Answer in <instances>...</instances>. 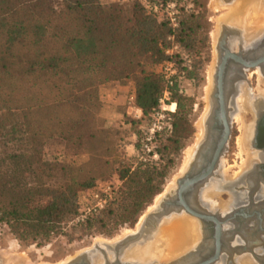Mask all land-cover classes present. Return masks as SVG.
I'll return each mask as SVG.
<instances>
[{
  "label": "trees",
  "instance_id": "trees-1",
  "mask_svg": "<svg viewBox=\"0 0 264 264\" xmlns=\"http://www.w3.org/2000/svg\"><path fill=\"white\" fill-rule=\"evenodd\" d=\"M146 1L158 11L140 0L110 6L102 0H0V224L18 241L39 244L63 235L80 215L84 192L108 175L96 159L84 172L46 155L53 141L75 155L84 146L114 152L116 137L99 116L106 84L128 86L145 117L159 108L166 90L178 110L160 139L159 163L138 161L135 168L128 163L117 170L119 191L76 230L111 237L120 227L135 226L163 192L193 134L183 118L187 105L180 79L197 78L204 25L198 0H183L191 13L182 10L177 27L164 10L182 0ZM173 45L179 49L169 57ZM168 60L177 69L172 85L146 69Z\"/></svg>",
  "mask_w": 264,
  "mask_h": 264
},
{
  "label": "rangeland",
  "instance_id": "rangeland-1",
  "mask_svg": "<svg viewBox=\"0 0 264 264\" xmlns=\"http://www.w3.org/2000/svg\"><path fill=\"white\" fill-rule=\"evenodd\" d=\"M128 1L130 2L132 0H102V4L105 6H110L114 3ZM184 1L190 2V0ZM184 1L182 0L179 4L183 6V11H187L186 14H190L191 9L188 8V4H186ZM198 1L201 5L200 16L203 18L202 22L204 25L203 35H201L200 39L203 38L204 40L201 42V47L199 49L200 53L195 57L197 58V60H201V64L198 65V74L195 80L180 79V85L186 97L187 105L185 109L186 115H184L183 118L188 122V130L190 131L193 129V134L187 141H184V148L177 155L178 157L176 160V165L174 169L171 170L170 176L166 181L163 192L156 196L150 205L145 207L143 214L141 215L135 226L120 227L111 237H107L101 234L84 236L78 230H76L77 223L84 222L89 216L98 215L103 210H105V208L109 204V201H111L114 195L119 191L123 183L119 180L117 170L121 169L122 166L128 163H133V167L135 168L138 161L150 164L159 163V147L161 144L160 141L162 139H165L167 137V134L172 129L171 123L173 122V117L170 116V121L160 120V123L165 130L159 133L151 143L148 142L147 137L149 129L151 125L158 119L157 114L162 113V109L160 108V106L156 111L145 117L142 110L141 112L137 111V109H135L136 105L130 102L129 92L125 94L124 98H120L118 101L114 102V104L108 103L103 87L106 85L108 86L111 83L106 84L101 87L102 90H100V99L103 103V107L100 110L99 116L104 122L103 127L105 128V130L113 134L114 138L116 137L117 142L114 152L109 155L108 152H102L100 149L96 150L91 146V152H89L87 147L84 146L82 152L79 155H75L74 152L66 150L59 142L53 141L46 148V155L51 160L59 159L63 164H77L78 167L84 168V172H86L87 169L85 167L91 161L92 162L90 164L92 165L93 160L95 161L96 159L97 161L101 162V165H103L104 173L107 172L108 175L103 178H99L94 188L84 192L81 199V212L79 215V217H83L80 220H74L67 227H65L63 235L52 237L49 241L39 244L31 242L22 243L15 239V237L10 233L9 227L7 225L0 224V264H62L70 261L74 257H77L81 253L95 249L98 246L102 248L105 243L112 245L116 244L119 241L123 240L125 237L136 233V231L139 229L138 227L140 225L142 217L149 212L152 205L155 204L157 198L163 196L167 188L171 185L174 186L175 181L181 177L185 170L184 160L186 159V152L196 146L195 144L197 142V136L199 135L201 128L200 123L204 122V119L210 109L211 91L214 82L213 75L215 73V66L217 63L216 46L220 33L219 31H221L220 23L222 19L227 16L225 14L228 10L227 8H230V6L221 3L220 0ZM247 7L248 6H246L245 8L246 14L245 16L241 17L242 19L240 18V16L243 13L237 10L235 11V13L238 14V24L242 22L243 17H245V21L250 18L248 22L255 25V29L260 28V31L262 26L259 24H264V0H262V2L256 0V2L253 3L252 7ZM256 7L257 9H255ZM254 17L256 18V21L253 20ZM257 25L259 27H257ZM146 69L150 71L153 70L161 74V65L152 66L147 64ZM251 83L253 87L257 88L262 87L261 85L263 84L262 81H252ZM261 91L262 88H258V93H261ZM262 92H264V90ZM169 102L175 101H173L171 98ZM177 110L178 106L174 114L177 113ZM165 113L166 115L168 114V112ZM244 116L245 113H238L236 115V118L238 117L241 120L239 121V119L237 118V124L233 125V134L230 140L229 150L226 153L223 161L221 162L222 171H225L226 169L232 172L242 171L241 169L243 161L245 162L246 160V168H248V160L250 159L251 153L249 152V149L246 153H242L239 146V142L245 133V127L249 126ZM242 119L245 120V123L242 121ZM138 144L139 148L137 147ZM149 150H151L152 152L149 153ZM103 162L107 167L103 164ZM205 192H207V190H205L204 193ZM96 194L101 195L102 198L106 197L107 203L102 210L94 214L92 209L95 208L97 204V200L95 198ZM89 209L91 210V212L88 211ZM191 218L192 217L188 215H183L180 217L176 216L172 220L174 221V219H180L181 221L185 222L186 220L196 221L194 218ZM164 222L168 223V225L166 223L167 226L165 225L164 227H168L171 225L170 222L172 221L165 220ZM167 232L168 234L170 233V231H165L164 233L166 234ZM152 237L154 238V235L151 236L150 239H153ZM151 242L153 243L155 241L149 240V242L146 244L144 243L142 247L137 245V247L133 246V250L136 248L139 249L140 258H131L132 254L130 251L127 254H131V256L127 255V259H130V261H140L141 259L145 263L149 259H155L156 261L161 260V263H164L166 262L165 260H167V258L172 256L171 253H168V251H171L170 247L166 246L167 249L165 250V252L168 253V256H166L161 251H164V246H160L156 241L157 244L153 243L155 245V248H153L152 246L154 245H152ZM147 246L148 251L146 250ZM158 252H160L161 254ZM164 255L167 258H164ZM163 259L165 260L162 261Z\"/></svg>",
  "mask_w": 264,
  "mask_h": 264
},
{
  "label": "flooded vegetation",
  "instance_id": "flooded-vegetation-1",
  "mask_svg": "<svg viewBox=\"0 0 264 264\" xmlns=\"http://www.w3.org/2000/svg\"><path fill=\"white\" fill-rule=\"evenodd\" d=\"M236 1L220 0L230 7ZM245 20L243 17L237 25L229 24L225 19L220 23L216 66L224 57L230 58L222 70L215 69L213 76L217 82L222 77L223 88L216 84L212 93L217 95L215 102H219L220 96L223 97L225 108L220 112L217 128L223 131L224 124H229L230 137L220 164L207 178L206 190H210L211 194L208 198H204V193L200 192L195 195L200 208L189 204L192 210L206 217L201 222L194 218L200 227L205 223L206 232L204 236L201 233L203 239L193 249L202 250L205 244L210 248L195 264L210 261L218 249L219 259L210 264H264V62L251 67L264 59V34L257 35L260 28L255 29V25ZM252 81H262V87H258L262 88L261 93L252 86ZM244 90L255 103L258 101L255 105L257 109L247 111L244 116L253 133L247 145L251 153L248 168L236 172L228 169L222 171L221 162L229 150L233 125L237 124L238 101ZM218 134L221 135L220 132ZM207 166H211V160Z\"/></svg>",
  "mask_w": 264,
  "mask_h": 264
},
{
  "label": "water",
  "instance_id": "water-1",
  "mask_svg": "<svg viewBox=\"0 0 264 264\" xmlns=\"http://www.w3.org/2000/svg\"><path fill=\"white\" fill-rule=\"evenodd\" d=\"M228 58L230 57H224L223 60L221 59V63L219 60V65L217 64L218 66H215V69H217V71L222 70ZM263 62L264 59L259 63L251 65V67H256ZM213 78L214 82L211 91L210 109L204 119V137L196 147L193 160L189 167L181 177L177 179L175 187L169 189L154 209L142 217L139 229L136 233L125 237L116 244L112 245L105 243L102 248L98 246L95 249L81 253L77 257L62 264H181L191 256L200 252V250L195 248L175 258L173 261H166L164 263H159L157 261L143 263V261H129V259H127V253L134 248L133 246L142 247L144 243H148L150 237L157 233L165 220H171L176 216L180 217L183 215H188L195 219L197 218L200 221H204L206 218L204 215H200L192 210L189 206V204H191L189 197L192 193H195V195L197 193H204L207 188V178L220 164L230 137L229 124H224L225 128L223 131L217 128L219 115H221L220 112H223L225 107H223V97L220 96L219 102H215L214 100L215 98L217 99V95L212 92L216 84H219L220 89L223 88V79L221 77L217 82L216 77L214 76ZM218 106H220V108ZM219 132L221 135L218 134ZM210 160L211 166L209 167L207 165L210 164ZM205 226V223L201 224V233H203V236L206 232ZM216 252L213 259L210 261H203L199 264L215 263L219 259V249Z\"/></svg>",
  "mask_w": 264,
  "mask_h": 264
},
{
  "label": "bare ground",
  "instance_id": "bare-ground-1",
  "mask_svg": "<svg viewBox=\"0 0 264 264\" xmlns=\"http://www.w3.org/2000/svg\"><path fill=\"white\" fill-rule=\"evenodd\" d=\"M258 1H261L262 0H258ZM237 3L234 4L233 6H231L230 8H227V12L225 13L227 16L224 17L225 21H227V23L229 22V24H232V25H235V24H238V14L235 13V11H240L242 12L243 14L240 16V18L242 16H245L246 14V11H245V8L246 6H248L247 8H249L250 6L252 7L253 3L256 2V0H238L236 1ZM246 2V3H245ZM249 4V5H248ZM261 4V3H260ZM257 5V4H256ZM262 5V4H261ZM257 9V7L255 8ZM234 13V14H233ZM248 14V13H247ZM260 18V16H259ZM242 19V18H241ZM250 19V18H249ZM249 19L247 21H249ZM252 19V18H251ZM256 18L254 17L253 20H255ZM261 20V19H260ZM256 21V20H255ZM262 26L261 30H260V33L257 34V35H261V33L264 34V24H259ZM260 26V27H261ZM257 27H259L257 25ZM220 32V31H219ZM258 37V36H257ZM255 38V37H254ZM217 39V38H216ZM230 85V84H229ZM227 86H228V81H227ZM264 93V92H262ZM251 96V95H250ZM258 104V101L257 103H255L254 100L251 99V97H249L248 95V92H246L245 90L243 91L242 95L240 96L239 98V101H238V105H239V114H244L246 113L247 111L251 110L254 112V110H256V106ZM256 105V106H255ZM256 108V109H255ZM260 108H261V105H260ZM237 109V108H236ZM236 118V117H235ZM238 118V117H237ZM237 118L235 120H237ZM239 121L241 120L240 118H238ZM242 121L244 122L245 120L242 119ZM245 123V122H244ZM242 124V123H241ZM198 125V124H197ZM201 125V128H200V133L199 135L197 136V142H196V146H194L193 149H190L186 152V159L184 160L185 163H184V166H185V170L189 167L191 161L193 160V156H194V153L196 151V147L198 146V144L200 143V141L203 139L204 137V134H205V127L203 126L204 125V122L200 123ZM243 125V124H242ZM250 126V125H249ZM242 128V127H241ZM243 129V128H242ZM245 133L242 137V139L240 140L239 142V146H240V151L242 153H246L248 151V142L252 136V129L251 128H248V127H245ZM243 131V132H244ZM254 131V130H253ZM253 137V136H252ZM245 155V154H244ZM250 160V159H249ZM248 160V161H249ZM247 164V160L244 162L243 161V164H242V171L244 168H246V165ZM241 168V167H240ZM247 169V168H246ZM184 170V172H185ZM183 172V173H184ZM224 176V175H223ZM233 179V178H232ZM225 180V179H223ZM229 180V179H228ZM177 181V180H176ZM175 181V183H176ZM232 181V180H231ZM223 183V182H222ZM237 183V182H236ZM226 185V183L224 184ZM175 187V184L174 186L171 185L170 187L167 188L166 192L169 191V189ZM217 190V189H216ZM210 191V190H209ZM209 191L205 192L204 193V198H208L209 195L211 194ZM221 191V190H220ZM165 192V193H166ZM165 195V194H164ZM163 195V196H164ZM158 197L155 204L152 205L151 209L149 210L152 211L154 209V207L159 203L160 199L163 197ZM190 198V205H192L193 207H199V205L197 204L196 202V197H195V193H192L191 196L189 197ZM230 205V204H229ZM228 206V204H227ZM200 208V207H199ZM232 208V207H231ZM222 217V216H221ZM192 219V218H191ZM170 221V226L168 227H164L166 225L167 222H163L162 225H161V230L159 228L160 231H157V233L154 234V238L153 239H150L151 241H155L153 242L154 244H157V242L159 243L160 246H164L163 250H161L166 256H168V253L172 254L171 257L167 258L165 257L164 255V258H167V260L163 259L162 261H173L175 258L181 256V254L183 253H186V252H189L191 249H193V247L196 246V244H198V242L201 239V227H200V224L196 221H193V220H186L185 221H181L180 219H174V221L171 219ZM201 222V221H200ZM232 224V223H231ZM168 225V223H167ZM166 225V226H167ZM139 228V227H138ZM165 231H170V233L168 234V232L165 234L164 232ZM225 232V231H224ZM168 234V235H167ZM165 235V236H164ZM203 235V234H202ZM157 241V242H156ZM149 242V241H148ZM192 242V243H191ZM152 243V242H151ZM150 243V244H151ZM152 243V245H154ZM159 246V247H160ZM167 247H170L171 248V251H168L165 252V250L167 249ZM150 247V246H149ZM153 248H155V245L152 246ZM158 247V246H157ZM208 244H205V246L202 248V250H200L201 252H199L198 254H195L193 256H191L190 258H188L186 261L182 262L181 264H195L196 261L200 260L202 257H204L209 251H210V248L208 249ZM150 249V248H149ZM146 250L148 251V246L146 247ZM158 251H159V248H158ZM160 251V252H161ZM192 251V250H191ZM157 252V251H156ZM158 252V253H160ZM226 253V252H225ZM131 254H132V257L131 258H140V253H139V249L136 248V249H132L131 250ZM131 254H127L128 256H131ZM161 254V253H160ZM170 256V255H169ZM223 256V255H222ZM153 257V256H152ZM225 257V256H224ZM145 258V257H144ZM154 258V257H153ZM150 260V259H149ZM147 261L146 263H152V262H155L156 260H150V261ZM130 261V259H129ZM140 261H142L140 259ZM157 262H161V260L157 261ZM143 263H145L143 261Z\"/></svg>",
  "mask_w": 264,
  "mask_h": 264
},
{
  "label": "built area",
  "instance_id": "built-area-1",
  "mask_svg": "<svg viewBox=\"0 0 264 264\" xmlns=\"http://www.w3.org/2000/svg\"><path fill=\"white\" fill-rule=\"evenodd\" d=\"M140 1L143 3V5L145 6L146 9H148V10L151 9L154 12L158 11V7H156V6L152 7L146 0H140ZM164 11L167 14L171 23L173 24V26L177 27L178 26V17L180 15V12L182 11V5L177 4L175 2H171L165 7ZM170 40H172V38H170ZM178 49H179V47L177 45H173L170 49H168L166 51V55L169 57H172L174 52H177ZM161 74L163 75L165 81L169 85L173 84L174 78L177 74L176 67H175L173 61L168 60L163 65H161ZM170 99H171V93L168 90H166L163 94V97L160 100V108L162 109V113L157 114L158 119L156 120L155 123H153L151 125V127L149 129L147 141L150 143L156 138V136L159 133H161L162 131L165 130V129H163V127L160 123V120L170 121V114H174L176 112L177 103L169 102ZM130 102L134 104V99L132 97H130ZM131 107H135V106H131ZM135 109H137V111L141 112V110L138 109L137 107H135ZM165 112H168V114L166 115ZM151 152L152 151L149 150V153H151ZM95 198L97 200V204H96V207L92 209L94 214L98 213L100 210H102L107 203L106 197L102 198L101 195H99V194H96ZM88 211L91 212L90 209ZM82 217L83 216L78 217L77 220H80Z\"/></svg>",
  "mask_w": 264,
  "mask_h": 264
},
{
  "label": "crops",
  "instance_id": "crops-1",
  "mask_svg": "<svg viewBox=\"0 0 264 264\" xmlns=\"http://www.w3.org/2000/svg\"><path fill=\"white\" fill-rule=\"evenodd\" d=\"M128 89V86H123L117 82H113L108 86L106 85L103 87L107 98L106 100L111 104H114V102L118 101L120 98H124L125 94L128 92Z\"/></svg>",
  "mask_w": 264,
  "mask_h": 264
}]
</instances>
